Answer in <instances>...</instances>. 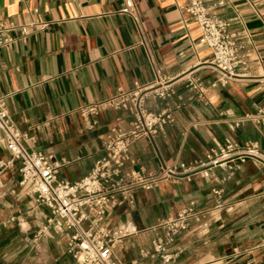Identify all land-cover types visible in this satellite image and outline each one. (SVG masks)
<instances>
[{
  "label": "crops",
  "instance_id": "1",
  "mask_svg": "<svg viewBox=\"0 0 264 264\" xmlns=\"http://www.w3.org/2000/svg\"><path fill=\"white\" fill-rule=\"evenodd\" d=\"M134 1L158 68L175 80V94L148 99L152 111L171 108L174 122L158 136L157 149L140 139L131 145L132 156L156 171L160 156L170 162L201 159L227 138L257 141L264 154V123L230 127L264 105V0H206L209 11L237 34L246 61L227 84L209 67L211 50L200 43L197 23L183 10L187 0ZM122 2L0 0V20L17 26L14 40L0 47V96L29 146L60 164L59 179L75 181L89 173L105 154L109 129L130 125L129 113L106 109L90 128L80 107L154 79L135 23L118 12ZM189 78L207 87L204 99L188 88ZM0 161L7 163L0 186V264H76L64 232L51 225L41 231L51 210L19 187L20 160L11 159L1 142ZM226 175L216 169L209 179L172 177L156 189L138 191L134 206L116 208L111 226L136 229L115 248L119 264H164L151 246L157 234L152 227L192 200L202 216L178 233V254L168 264H264V167L248 160L224 180ZM221 187L222 206L215 208L212 189ZM143 250L150 254L143 256Z\"/></svg>",
  "mask_w": 264,
  "mask_h": 264
},
{
  "label": "built area",
  "instance_id": "2",
  "mask_svg": "<svg viewBox=\"0 0 264 264\" xmlns=\"http://www.w3.org/2000/svg\"><path fill=\"white\" fill-rule=\"evenodd\" d=\"M183 10L194 20L200 31V43L211 50L209 67L218 75V82L227 84L238 77V68L245 64L240 55L237 34L228 31V22L211 13L206 0H187ZM118 12L128 15L135 23L139 40L152 67L154 79L145 86L130 89L120 88L111 97L80 107L85 124L93 128L98 124L99 114L106 109L129 113L127 128L114 125L106 136L105 154L96 159L93 167L82 178L75 181L58 178L60 164L52 156L29 146V137L11 120L4 97L0 96V142L6 147L11 159L20 160L19 187L33 196L36 205H45L51 210L47 225L57 232L66 234V247L76 264H119L115 248L124 238L136 233V229L124 223L112 227L110 217L121 206H134L140 190L156 189L172 177L191 180L195 175L205 179L213 177L216 169L227 173L229 179L242 165L252 160L264 167V154L257 141L243 143L227 138L222 145L211 149L201 159L187 162H170L160 156L156 171L147 169L131 154V145L148 140L157 149V138L166 126L174 122L172 109L167 107L158 112L147 107L150 98L167 100L175 94V80L161 73L139 16L134 0H123ZM17 26L0 20V47L9 45ZM27 33V27L21 28ZM216 85V82L213 83ZM188 88L198 98L204 99L207 87L199 80L189 78ZM246 121L264 123V105L253 113L234 120L230 127L237 128ZM7 163L0 161V186ZM224 189L213 188L215 208L222 206ZM202 211L194 200L189 201L170 217L162 219L153 228L157 232L151 240L153 252L159 253L164 264L171 263L178 254L174 248L178 233L188 230L192 221L200 220ZM149 250L142 255L148 256Z\"/></svg>",
  "mask_w": 264,
  "mask_h": 264
}]
</instances>
